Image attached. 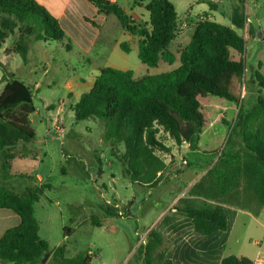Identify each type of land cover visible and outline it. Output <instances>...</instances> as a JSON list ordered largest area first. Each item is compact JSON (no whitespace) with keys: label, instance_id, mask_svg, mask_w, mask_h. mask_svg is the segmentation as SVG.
Listing matches in <instances>:
<instances>
[{"label":"trees","instance_id":"1","mask_svg":"<svg viewBox=\"0 0 264 264\" xmlns=\"http://www.w3.org/2000/svg\"><path fill=\"white\" fill-rule=\"evenodd\" d=\"M87 1L98 14L116 16L120 27L138 38L142 64L156 68L161 60L174 62L176 56L170 47L179 37L180 25L170 0H133L135 6L146 4L148 26L134 20L116 1ZM243 5L234 8L230 17L231 25L240 30L249 24ZM11 37L17 38L15 50L25 62L31 39L71 43L59 21L34 0H0V48ZM246 42L247 38L230 26L211 20L198 22L190 42L180 52L178 69L136 78L131 71L101 68L90 90L71 107L76 121H103L104 142L112 152L123 146L117 155L124 174L134 184L153 188L168 168L164 155L172 151L161 133L168 135L176 147L189 144L197 149L200 135L213 123L210 105H235L224 147L204 152L216 160L189 189L188 197L179 199L174 207L190 219L195 233L201 236L228 230L225 206L254 214L264 209V74L260 67L251 74L258 96L248 107L251 104L246 105L242 96ZM120 48L130 51L125 43ZM35 112L31 87L12 76L0 94L2 171L18 155L19 145L36 141L30 120ZM34 180L24 194L0 186V208L13 211L21 220L0 238V264H41L46 254L53 264H91L90 252L68 258L65 244L51 249L40 237L35 204L49 186ZM164 247L163 234L154 228L149 230L147 243L139 251L143 264H175ZM219 264L256 263L247 257L228 256Z\"/></svg>","mask_w":264,"mask_h":264},{"label":"rangeland","instance_id":"2","mask_svg":"<svg viewBox=\"0 0 264 264\" xmlns=\"http://www.w3.org/2000/svg\"><path fill=\"white\" fill-rule=\"evenodd\" d=\"M170 1L179 15V37L170 47L176 58L173 63L161 60L156 68L142 64L138 56V38L125 32L116 16L95 23L87 10L77 4L73 5L70 21H61L71 43L67 40L45 43L31 39L26 62L15 50L16 37L7 39L0 48V94L12 76L31 87L36 112L30 119L37 138L32 144L17 147L18 155L10 161L6 171H2L0 160V186L24 194L34 185V175L42 176L49 188L35 204L39 235L51 249L65 244L68 258L87 251L93 256L91 264H143L139 252L143 245L141 237L147 236L153 228L159 231L167 222L172 223V220L165 219L158 224L161 216L176 214L172 210L179 199L188 196V192L177 197L193 172L199 174L213 165L216 158L204 156L202 151L224 147L229 124L237 109L232 105L224 111L225 104L213 102L210 105L213 123L206 130L205 139L212 142H208L207 147L199 142L197 149L201 152L197 157L186 153L190 146L180 152L181 148L176 147L168 135L161 133L164 143L172 151L164 155L168 163L162 176L165 187L150 190L132 183L124 174L117 155L123 151V146L112 152L110 145L104 142L105 123L101 120L76 121L71 111L80 96L90 90L101 68L131 71L136 78L170 73L180 67V52L190 42L196 24L211 20L230 26L248 38L242 96L246 105L251 104L248 107L256 102L257 88L250 79L253 67L257 69L259 61L264 74V40L262 43L255 40L260 30L264 32V0H243L244 5L242 0ZM116 2L134 20L148 26L146 4L135 6L133 0ZM40 5L57 19L60 6ZM241 5L245 7L249 23L243 30L230 23L233 9ZM121 43L129 46V53L120 48ZM238 142L236 139L235 144ZM173 154L174 163L170 159ZM180 156L187 161L184 168L179 167ZM199 162L200 170L196 166ZM126 207L131 209V214ZM106 215L111 217L110 222L105 221ZM241 216L245 226L238 224L234 227L221 253L225 256L244 255L264 264V210L256 221L247 215ZM73 219L77 221L74 223ZM96 220L103 224L97 225ZM168 246L166 244L164 248L170 249ZM41 264L53 263L49 256Z\"/></svg>","mask_w":264,"mask_h":264},{"label":"crops","instance_id":"3","mask_svg":"<svg viewBox=\"0 0 264 264\" xmlns=\"http://www.w3.org/2000/svg\"><path fill=\"white\" fill-rule=\"evenodd\" d=\"M34 1H36L39 4H56L60 6V11H59L57 20L59 21V23L61 24V27L63 28L65 32L67 30L65 26L62 25L61 21H70V15H71V12L73 11L72 8L74 4H77L78 6H82V8L87 10L88 16H90L91 20L94 21L95 23H97V21H100V20H102L101 22L103 23L107 21V18H108L104 15L98 14L96 9L87 0H34ZM113 1H116V0H113ZM98 33H99V30H98ZM258 33L259 34L257 35V38L255 40H257L258 43H262V40H264L263 29L260 30ZM93 40L90 41L91 44L94 43ZM262 45H264V43ZM261 64L262 62L259 61L257 69H259ZM261 68H260V71L262 72L263 70ZM253 69L255 70L256 68L253 67ZM229 107H231V105H227L224 111H226V109H228ZM206 136H207L206 131H204L200 135V143L204 144L205 146L207 145L208 142L210 144L212 142L211 140H209V138L205 139ZM180 148H181L180 149V152H181L182 149H188L189 147L186 145H182ZM200 152L201 151L198 149L191 148L190 151L186 153L196 156ZM202 153L204 154V151H202ZM174 155L175 154L170 156L172 163H174V159H175ZM199 164L200 162L196 165L197 168L200 167ZM211 166L212 164L209 167H207V169L203 170L199 174L196 172H193L194 174L191 177L190 181L185 183L186 185V186L184 185L185 188L183 189V191H181V193L179 194L177 198L181 197L183 193H187L189 189L204 176V174L208 171V169ZM198 170H200V168ZM184 175L185 174L183 173L182 176ZM34 178L38 181L39 185H42V184L45 185L44 180L40 174H35ZM163 187H165V185L163 183V180H161L158 185H156L153 188H150V190L151 189H162ZM225 208H226V214H227V219H228V230L226 232H219L211 236H201L195 233L190 219L184 216L183 214L179 213L175 209L172 211L173 213H176V214L170 215V216L163 215L160 217L161 219L158 224H160L165 219L172 220V223L167 222L165 226L162 227L159 231L164 236V245L166 244L169 245L168 247L170 249H167L168 250L167 255L174 261L175 264H219L223 258L228 257L225 255H222L221 251L223 248L227 246V243L230 240V235L234 227L237 226L238 224L245 226V222L241 215H247L251 219L256 221L262 215L263 210H264V209H260L257 211L256 214H254L249 211L241 210V209H238L232 206H225ZM227 210L229 211V213H227ZM126 211L131 214L130 208L126 207ZM110 220H111V217L109 216L107 217L106 215L105 221L110 222ZM76 221H77L76 219H73L74 223ZM20 222H21L20 217L17 214H15L13 211L0 208V238L3 236V234L8 229L18 226ZM96 224L101 226L103 223L100 224L99 221L96 220ZM241 256L247 257L244 255H240L238 257H241ZM247 258L253 260L256 264H262V262H259L258 259H253L251 257H247Z\"/></svg>","mask_w":264,"mask_h":264},{"label":"built area","instance_id":"4","mask_svg":"<svg viewBox=\"0 0 264 264\" xmlns=\"http://www.w3.org/2000/svg\"><path fill=\"white\" fill-rule=\"evenodd\" d=\"M187 146H189V144H186ZM180 160H181V166H179L180 168H184L187 165V161L185 158H183L182 156H180ZM118 207V206H117ZM120 215H122V213L120 212ZM141 243L143 245H145L147 243V236H142L141 237Z\"/></svg>","mask_w":264,"mask_h":264},{"label":"water","instance_id":"5","mask_svg":"<svg viewBox=\"0 0 264 264\" xmlns=\"http://www.w3.org/2000/svg\"><path fill=\"white\" fill-rule=\"evenodd\" d=\"M49 256L50 254H46L45 257L41 260V262L44 263Z\"/></svg>","mask_w":264,"mask_h":264}]
</instances>
